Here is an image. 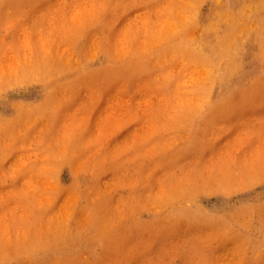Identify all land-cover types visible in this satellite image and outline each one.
Listing matches in <instances>:
<instances>
[{"label":"rangeland","instance_id":"obj_1","mask_svg":"<svg viewBox=\"0 0 264 264\" xmlns=\"http://www.w3.org/2000/svg\"><path fill=\"white\" fill-rule=\"evenodd\" d=\"M263 13L0 0V264H264Z\"/></svg>","mask_w":264,"mask_h":264},{"label":"bare ground","instance_id":"obj_2","mask_svg":"<svg viewBox=\"0 0 264 264\" xmlns=\"http://www.w3.org/2000/svg\"><path fill=\"white\" fill-rule=\"evenodd\" d=\"M256 7V6H255ZM254 7V8H255ZM258 7V6H257ZM253 8V9H254ZM256 9V8H255ZM243 10V9H242ZM214 14H216V13H214ZM224 14V13H223ZM264 14V13H263ZM225 16V15H224ZM223 16V17H224ZM228 16V15H227ZM227 16L225 17L226 19H227ZM246 16V15H245ZM249 16H250V14H249ZM256 19V18H255ZM235 20V19H234ZM220 21V20H219ZM215 22V21H214ZM213 22V23H214ZM263 22H264V20H263ZM221 23H223V22H221ZM262 23V22H261ZM226 25V24H225ZM216 26V25H215ZM231 26V25H230ZM230 26H228V27H230ZM244 26V25H243ZM250 26V25H249ZM249 26H247V27H249ZM233 27V26H232ZM252 27V26H251ZM259 27V26H258ZM212 28V27H211ZM217 28V27H216ZM228 29V28H227ZM232 29V28H231ZM253 29H254V27H253ZM236 31V30H235ZM252 30H250V32H251ZM224 32H226V31H224ZM214 33V32H213ZM219 33V32H218ZM228 34H229V32H227ZM240 33V32H239ZM230 34H231V32H230ZM214 35V34H213ZM221 35V34H220ZM225 35H226V33H225ZM232 35V34H231ZM235 35V34H234ZM242 35V34H241ZM261 35V34H260ZM233 36V35H232ZM246 36V35H245ZM210 37H211V35H210ZM213 37V36H212ZM216 38V37H215ZM226 38H227V36H226ZM235 39V38H234ZM240 40H241V38H240ZM211 41V40H210ZM216 41V40H215ZM225 41V40H224ZM261 41V40H260ZM263 41V40H262ZM220 42V41H219ZM231 42V41H230ZM212 44H213V41H212ZM236 44H237V42H236ZM211 45V44H210ZM217 45V44H216ZM230 45V44H229ZM235 45V44H234ZM238 45V44H237ZM260 45V44H259ZM227 46V45H226ZM242 46V45H241ZM212 47V46H211ZM262 47V46H261ZM234 48V47H233ZM241 48V47H240ZM264 48V47H263ZM229 49H231V48H229ZM230 51V50H229ZM236 52V51H235ZM230 53V52H229ZM221 54V53H220ZM223 54V53H222ZM237 55V54H236ZM259 55V54H258ZM218 56V55H217ZM260 56V55H259ZM262 56V55H261ZM188 57V56H187ZM213 58V57H212ZM217 58H219V57H217ZM227 59H228V57H227ZM226 60V59H225ZM212 61V60H211ZM210 61V59H209V62H211ZM233 61V60H232ZM219 67V66H218ZM216 68V67H215ZM233 68V67H232ZM231 68V69H232ZM236 69V68H235ZM214 71H215V69H214ZM233 73V72H232ZM262 77H264V76H262ZM261 79V78H260ZM264 79V78H263ZM259 81V80H258ZM258 81H257V84H258ZM262 81H264V80H262ZM261 81V83L263 84V82ZM256 82V81H255ZM245 84V83H244ZM247 84V83H246ZM245 87V86H244ZM264 87V86H263ZM241 89V88H240ZM244 89V88H243ZM242 90V89H241ZM239 92V91H238ZM255 94V93H254ZM232 96V95H231ZM230 97V96H229ZM228 99V98H227ZM225 100V99H224ZM236 100V99H235ZM230 101V100H229ZM228 102V101H227ZM232 103H234V100L232 101ZM230 104H231V102H230ZM235 108V107H234ZM206 119V118H205ZM193 126V125H192ZM198 136V135H197ZM206 139V138H205ZM198 141V140H197ZM260 170V169H259ZM260 173L261 172H259V175H260ZM258 176V175H257ZM263 176V175H262ZM263 178V177H262ZM264 186V185H263ZM181 190V189H180ZM169 199H171V198H169ZM173 202V200L171 201V203ZM208 210V209H207ZM211 212V211H210ZM235 212V211H234ZM236 214V213H235ZM239 215H240V213H239ZM247 215V214H246ZM243 216H245V214L243 215ZM231 217V216H230ZM237 218H238V216H237ZM236 221V220H235ZM242 224V223H241ZM245 224V223H244ZM243 224V225H244ZM242 225V226H243ZM248 225V224H247ZM241 226V225H240ZM241 230V229H240ZM244 230V229H243ZM234 231V229L232 230V232ZM239 231V230H238ZM242 232V231H241ZM239 233V232H238ZM234 234V233H233ZM244 234V233H243ZM242 235V234H241ZM1 261H3V260H1Z\"/></svg>","mask_w":264,"mask_h":264}]
</instances>
